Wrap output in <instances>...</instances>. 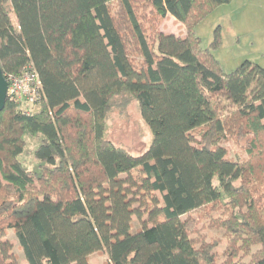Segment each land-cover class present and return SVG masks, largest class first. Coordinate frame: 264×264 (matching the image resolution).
Instances as JSON below:
<instances>
[{
	"label": "trees",
	"instance_id": "1",
	"mask_svg": "<svg viewBox=\"0 0 264 264\" xmlns=\"http://www.w3.org/2000/svg\"><path fill=\"white\" fill-rule=\"evenodd\" d=\"M231 1L0 0L5 78L32 64L42 83L32 113L7 100L0 114V264H18L17 243L25 264H90L104 252L106 264H214L219 242L194 237L218 203L233 210L211 222L225 230L224 264H264V69L224 73L194 33ZM167 16L184 36L156 32ZM123 95L152 134L139 156L106 137ZM26 136L41 139L37 172L20 160ZM227 137L245 140L249 157L230 158Z\"/></svg>",
	"mask_w": 264,
	"mask_h": 264
},
{
	"label": "rangeland",
	"instance_id": "2",
	"mask_svg": "<svg viewBox=\"0 0 264 264\" xmlns=\"http://www.w3.org/2000/svg\"><path fill=\"white\" fill-rule=\"evenodd\" d=\"M113 8L115 12L116 4L113 5ZM148 11L142 10L140 12ZM186 31V26L171 16L162 19L160 24L156 26V32L171 33L178 37L184 36ZM217 32L220 35L219 45L214 47L213 44ZM194 33L200 38L201 47L210 50L224 73L234 72L245 62H251L253 65L264 69V0H232L230 3L215 7L195 24ZM147 34L149 37L153 36V29L150 30L149 28ZM133 56L137 63L141 61L140 56L136 52L133 53ZM113 103L114 105L107 118V139L115 146L125 148L134 156L144 154L152 144V134L142 119L138 102L129 95H123L116 97ZM25 140V151L20 160L28 170L37 172L39 163L34 157V152L40 145L41 139L26 136ZM224 146L227 148L230 158L247 159L249 157L245 140L240 141L233 137H227ZM134 172L137 173L138 171ZM138 174L137 182H140L143 174L140 172ZM139 198L145 210L150 211L153 208L150 194L139 196ZM136 206L138 207L139 204ZM232 213L233 210L230 206L218 203L215 209L208 211L207 214L211 218L201 223L200 233L194 237L199 239V241L204 240L206 243L219 242L214 264H224L228 260L227 250L229 245L226 238H224L225 230L211 227V222L219 218L225 221L229 219ZM145 219H147L146 215ZM162 220H164L163 217L159 218L158 221ZM140 228L141 224L135 220L132 232L136 233ZM8 239L14 242L17 241L13 231L8 232ZM259 247H252L253 253ZM14 253L17 255L18 264H25V257L19 243L14 247ZM90 259V264H106L108 256L104 252L95 254ZM238 259L243 262H249L250 256L240 251Z\"/></svg>",
	"mask_w": 264,
	"mask_h": 264
},
{
	"label": "built area",
	"instance_id": "3",
	"mask_svg": "<svg viewBox=\"0 0 264 264\" xmlns=\"http://www.w3.org/2000/svg\"><path fill=\"white\" fill-rule=\"evenodd\" d=\"M6 80L9 84L7 100L32 113L42 99V83L32 64L25 67L21 75H8Z\"/></svg>",
	"mask_w": 264,
	"mask_h": 264
},
{
	"label": "water",
	"instance_id": "4",
	"mask_svg": "<svg viewBox=\"0 0 264 264\" xmlns=\"http://www.w3.org/2000/svg\"><path fill=\"white\" fill-rule=\"evenodd\" d=\"M8 88L9 84L0 66V114L4 111L6 107Z\"/></svg>",
	"mask_w": 264,
	"mask_h": 264
}]
</instances>
